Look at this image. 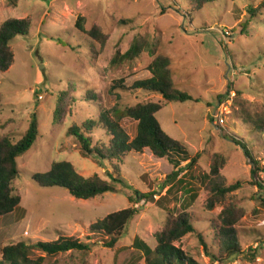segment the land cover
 I'll list each match as a JSON object with an SVG mask.
<instances>
[{
    "label": "rangeland",
    "instance_id": "374dc122",
    "mask_svg": "<svg viewBox=\"0 0 264 264\" xmlns=\"http://www.w3.org/2000/svg\"><path fill=\"white\" fill-rule=\"evenodd\" d=\"M249 7H258L257 16ZM79 17L85 31L77 27ZM10 18L28 19L30 27L27 36L11 43L14 63L0 72V136L19 139L34 112L40 136L18 159L20 175L14 190L22 201L12 214L0 216V248L20 240L53 241L61 233L89 241L90 224L132 206L129 197L136 198L139 190L154 193L153 200L137 199L139 212L114 248L96 236L92 252H69L47 264H145L132 248L135 238L155 247V235L166 226L169 211H183L181 203L190 184L175 185L165 197V180L174 168L149 148L129 154L118 176L109 162L83 156L68 129L73 123L98 119L107 110L114 114V108L156 102L164 106L157 113L163 129L184 144L191 157L200 154L188 175L208 173L218 153L226 185L242 182L226 202L236 201L244 210L236 226L244 253L225 264H264L260 250L264 193L252 184L250 160L233 141L240 140L264 167V0H220L200 12L191 10L190 0H0V25ZM95 26L108 36L104 43L89 35ZM136 38L147 41L150 48L133 61L111 65ZM158 56L170 59L175 85L193 99L168 103L157 93L132 89L137 81L152 76L148 66ZM64 91L66 114L56 122L58 94ZM119 121L134 138L138 122L128 117ZM104 133L96 130L95 140L103 139ZM64 160L84 177L98 174L111 181L112 173L122 182L112 181L114 191L78 199L66 189L44 188L32 179L35 172H46L53 162ZM187 163L181 164L182 174ZM261 176L264 181V172ZM192 179L188 176L186 181L193 183ZM194 182L200 187L199 196L187 211L197 233L187 234L176 245L197 264H220L214 263L199 234L209 251L216 252L219 215L225 206L208 209L205 185Z\"/></svg>",
    "mask_w": 264,
    "mask_h": 264
},
{
    "label": "trees",
    "instance_id": "16d2710c",
    "mask_svg": "<svg viewBox=\"0 0 264 264\" xmlns=\"http://www.w3.org/2000/svg\"><path fill=\"white\" fill-rule=\"evenodd\" d=\"M217 1L220 0H190V8L192 11L200 12L205 6ZM257 9L258 7L248 8L253 16H257ZM29 27L30 21L28 19L19 18L7 19L0 25V72H7L11 68L15 56L11 43L18 36H27ZM77 27L85 31L81 17L77 21ZM88 33L91 37L100 39L102 43L108 38L97 26L93 27ZM149 46L150 44L147 41L136 38L126 52H118L114 56L111 65L120 64L122 61H133L145 48H150ZM170 64L168 57L158 56L148 66L152 76L137 81L132 89L157 93L168 103H184L193 99L191 94L180 90L175 85ZM66 98H68L66 91L58 94V104L53 114L56 122H62L61 119L66 114L64 103ZM163 108L164 106L161 103L156 102H141L125 110L114 108V114L107 110L100 114L98 119H89L81 124L73 123L68 129V133L77 142L83 156H93L102 164L109 162L118 173V176L122 175L120 164L132 152L142 153L149 148L155 157L166 158L174 170L168 174L165 180L168 186L165 197L171 194L175 185L185 188V184H190L186 190V198L181 203L183 211L177 214L169 211L166 226L155 235V247H151L139 237L135 238L132 248L139 252V260L144 259L145 264H197L181 247L176 245V242L187 234L197 233L194 221L187 211L199 196L200 187L194 185L196 180L205 185L208 209H214L220 203L225 206L219 215L217 251L210 252L211 249L204 241L203 236L199 234L205 250L211 255L214 263L225 264L244 253L236 227L244 215V210L236 201L226 202L229 194L242 187V182L226 185L220 172L223 157L218 153L213 155L208 173L200 174L198 177L188 175V172L198 161L200 154L197 153L194 157H191L186 152L184 144L170 136L163 129L157 118V113ZM123 117L138 122L137 133L134 138H131L121 126L119 120ZM96 130L104 131L105 137L101 140H95ZM262 131L264 132V129ZM39 136V119L36 112L31 115L29 126L19 139L16 140L9 135L0 136V216L12 214L21 204L22 198L14 190V182L20 175L18 159L34 146ZM233 141L244 149L250 160L252 184L258 187L259 194L264 193V181L261 176L264 167L260 165L259 160L240 140L233 139ZM187 161L186 167L188 170L185 174H182L184 168L181 167V164ZM109 176L111 181L102 178L98 174L84 177L77 172L70 161L64 160L53 162L46 172H35L32 179L41 187H59L66 189L75 198L91 199L114 191L115 186L112 181L122 182L120 179L114 178L112 173ZM188 176H192L193 183L186 181ZM135 195L136 198L129 197L132 206L109 213L104 218L92 222L88 231L89 241H85L76 235L61 233L58 239L53 241H38L30 244L26 240H20L8 243L0 248V264H47V261L52 258L55 259L69 252L90 253L96 244L92 239L96 236H103L104 245L114 248L129 223L139 212L135 207L137 199L153 200L154 197V193H143L139 190H135ZM260 200L264 203V197H261ZM260 250H264V242L260 245ZM36 252H39V255ZM254 252H257V250H254ZM253 256L255 257L256 253ZM135 263L130 261L126 264Z\"/></svg>",
    "mask_w": 264,
    "mask_h": 264
},
{
    "label": "built area",
    "instance_id": "2783aa9c",
    "mask_svg": "<svg viewBox=\"0 0 264 264\" xmlns=\"http://www.w3.org/2000/svg\"><path fill=\"white\" fill-rule=\"evenodd\" d=\"M219 121H220L221 123H223V122H224V120H223V119H220ZM26 234H28V233L26 232Z\"/></svg>",
    "mask_w": 264,
    "mask_h": 264
}]
</instances>
